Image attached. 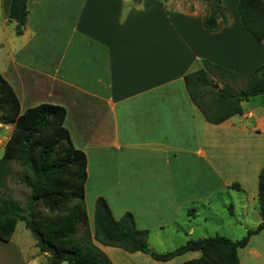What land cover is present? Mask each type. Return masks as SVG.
<instances>
[{
    "label": "crops",
    "instance_id": "1",
    "mask_svg": "<svg viewBox=\"0 0 264 264\" xmlns=\"http://www.w3.org/2000/svg\"><path fill=\"white\" fill-rule=\"evenodd\" d=\"M220 1L227 22L213 32L205 30L207 9L196 1H26L23 32L15 33L17 46L9 42L11 72L0 74L15 91L21 111L42 102L65 108L70 139L87 159L91 229L99 196L115 219L130 212L136 227L147 230V239L151 232L161 238L158 229L171 221L170 209L202 203L218 189L250 190L257 199L264 164V96L249 97L242 113L211 123L184 80L194 70L209 71L206 62L236 73L264 62V38L258 41L243 28L238 0ZM9 3L1 0L3 27L13 22L6 17ZM241 215L231 239L261 222L259 208L253 219L246 211ZM193 230L189 226L186 233ZM14 232L0 246L13 249L9 254L15 264H44L48 254L38 249L24 254L12 240ZM98 245L113 264H180L200 254L188 251L158 261L143 252L111 248L118 259L113 260L104 248L108 245ZM237 255L239 264H264V230L252 234ZM5 259L0 256V263L9 262Z\"/></svg>",
    "mask_w": 264,
    "mask_h": 264
},
{
    "label": "trees",
    "instance_id": "2",
    "mask_svg": "<svg viewBox=\"0 0 264 264\" xmlns=\"http://www.w3.org/2000/svg\"><path fill=\"white\" fill-rule=\"evenodd\" d=\"M26 1L10 0L9 3L6 17L14 22L16 34L24 29ZM207 2L209 10L203 16V25L206 31L213 32L226 24L225 8L220 0ZM237 11L243 28L261 41L264 38V0H238ZM205 64L209 71L219 73L222 78L242 81L237 90L231 91L227 83L222 87L214 86L205 68L184 76L190 98L208 122L220 123L242 113L244 100L264 93V62L248 73H236L209 62ZM65 115L62 105L49 102L21 111L15 91L0 74V123L13 126L0 158V186L5 184L12 162H16L23 168L21 182L30 190L23 209L0 193L1 241H9L16 223L21 221L34 238L38 251L48 254L46 264L64 261L67 264H113L98 244L129 253L143 252L158 261L198 251V257L180 264H239L238 248L244 246L252 234L264 230V164L257 183L261 222L240 239L215 234L188 239L172 250L156 252L148 246L147 230L136 227L132 214L124 212L115 219L102 196L94 201L91 229L85 204L87 159L85 153L73 145L64 125Z\"/></svg>",
    "mask_w": 264,
    "mask_h": 264
},
{
    "label": "rangeland",
    "instance_id": "3",
    "mask_svg": "<svg viewBox=\"0 0 264 264\" xmlns=\"http://www.w3.org/2000/svg\"><path fill=\"white\" fill-rule=\"evenodd\" d=\"M189 3L196 1L203 5L207 12L209 10V4L207 0H188ZM5 15L2 12L1 0H0V73L11 72V68H8L7 59L9 56V45L17 46L18 36L14 32V22H8L5 26H2ZM3 33L5 34L6 40L2 38ZM9 66V65H8ZM210 77H212V84L215 86H223L224 83L215 79L216 72L208 71ZM214 72V73H213ZM242 84V81L237 79L232 81L230 84L231 91L237 90ZM263 95L264 94H260ZM10 135V126L8 124L0 125V158L3 153V146ZM23 168L16 162H12L11 169L5 177V184L0 186V193L8 199L14 200L16 205L21 209L24 208L29 195V187L21 182V175ZM250 190H237L236 188H223L218 189L211 193L209 199L204 200L202 203H194L186 207L177 208L176 211H172V215H169L168 223H165L163 227L158 229V233L161 234V238H156V235L151 232L150 235L146 236L148 246L156 252H165L172 250L182 244L188 239H197L206 236H212L215 234L228 237L231 235L233 229L237 230V220L244 218L241 214L246 211L248 213L247 218L253 219L254 213L258 211L257 199H254L251 195ZM242 199H244L242 201ZM249 200V201H248ZM250 201L252 203H250ZM39 209V208H38ZM193 209H195L197 216H193ZM190 214V215H189ZM91 216V215H90ZM171 218V219H170ZM205 218V219H204ZM93 219V217L91 218ZM189 226L193 227L192 233H186ZM157 231V230H155ZM233 236H236L233 233ZM240 236V235H239ZM243 237V236H242ZM12 240L18 244L24 252L28 254L35 251V240L32 237L29 230L25 227L24 223L19 221L16 223L15 232ZM107 249V253L113 260H118L116 254L109 249H120L114 246H104ZM122 251V250H120ZM13 253V249L9 246H0L1 258L6 257L5 260L9 262H3L0 264H15L10 254ZM149 257V256H147ZM119 262V261H117ZM46 264V261L43 262ZM60 264H67L65 261Z\"/></svg>",
    "mask_w": 264,
    "mask_h": 264
}]
</instances>
